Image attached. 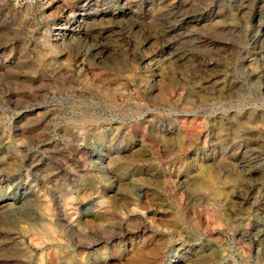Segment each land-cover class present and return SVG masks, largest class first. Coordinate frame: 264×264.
I'll return each mask as SVG.
<instances>
[{"label":"rangeland","instance_id":"obj_1","mask_svg":"<svg viewBox=\"0 0 264 264\" xmlns=\"http://www.w3.org/2000/svg\"><path fill=\"white\" fill-rule=\"evenodd\" d=\"M0 264H264V0H0Z\"/></svg>","mask_w":264,"mask_h":264}]
</instances>
